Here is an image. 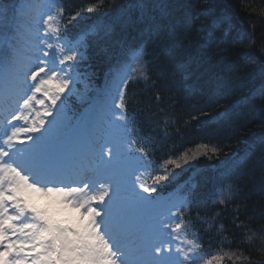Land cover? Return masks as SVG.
Instances as JSON below:
<instances>
[{"label":"snow or ice","instance_id":"obj_1","mask_svg":"<svg viewBox=\"0 0 264 264\" xmlns=\"http://www.w3.org/2000/svg\"><path fill=\"white\" fill-rule=\"evenodd\" d=\"M105 4L92 0L86 12L64 0H13L0 7V264H264V210L256 219L240 207L249 162L256 163L264 193V137L242 153L213 142L240 119V107L264 114V32L259 58L254 51L241 54L249 65L260 60L259 85L239 105L218 111L226 81L217 78L210 102L188 113L209 126L207 136L158 158L160 145L129 114V86L156 87L154 60L169 91L178 86L177 76L186 80L191 54L183 33L199 16L192 15L191 0H133L115 16H87ZM238 8L249 30L228 40L233 16L208 0L200 4V15L210 18L204 47L215 49L229 72L240 67L233 46L254 50L256 29L264 25V0H239ZM177 9L183 15L172 23ZM116 28H137L140 38L118 41L116 62L97 84L84 67L86 52ZM153 41L159 52L150 59ZM162 96L154 93L158 104ZM148 119L167 139L172 115L159 108ZM201 159L204 168L182 177ZM209 202L235 205L230 222L221 212L201 215L197 209Z\"/></svg>","mask_w":264,"mask_h":264},{"label":"trees","instance_id":"obj_2","mask_svg":"<svg viewBox=\"0 0 264 264\" xmlns=\"http://www.w3.org/2000/svg\"><path fill=\"white\" fill-rule=\"evenodd\" d=\"M92 0H75L76 6H86L88 2ZM129 0H106L104 7L97 10L102 13L110 14L114 16L116 12L124 7L125 2ZM217 12L223 10L233 16L236 27L227 36L228 40L236 39L239 35V31L249 30V25L246 16L238 8L239 0H208ZM191 3L195 5L191 9L193 16H199V19L193 22L192 28L186 30L183 35V47H186L191 54V61L188 65V78L181 80L179 76L176 77L179 81L178 86L172 87L168 90L169 82L167 79L161 78L160 63L153 61V79L156 81V87H148L144 84L138 86L134 91V97L141 101V106L145 110L148 116H153L159 110L164 108L166 112L172 115L175 124L174 127L169 129V136L167 139L161 137V144L169 147L170 149L179 151L185 147H188L194 143L204 139L209 131V126H201L192 120L188 115L189 112L194 109L204 106L209 103L210 93L216 89L217 78H223L226 83L219 89L220 103L217 105L218 111L224 109L231 110L234 106L240 104V97L253 86H258L259 80V64L258 59L256 65H249L242 57V53L246 51H254L255 55L260 57V35L264 32V25H260L256 29V47L254 50H249L241 47L240 45L233 46V52L231 57L236 59L240 67L228 71L223 64L219 62V56L215 49H208L204 47L206 44L207 25L210 22V18L200 15V4L203 0H191ZM227 9H225V8ZM223 8V9H222ZM177 15L170 18L172 23H176L182 17L183 10H175ZM180 18V19H179ZM167 25L168 19L161 21ZM203 27H206L205 29ZM139 28H143L140 25ZM130 30H133L132 28ZM139 30V29H138ZM239 30V31H238ZM126 30L116 28L112 36L107 40L115 43L120 40ZM135 34V32H133ZM162 37L166 36V33L161 34ZM159 39V38H158ZM170 43V42H169ZM106 49V48H105ZM149 58H153V54L159 52V46L156 41H153L148 45ZM179 52L180 49H177ZM106 51L103 50L98 53L95 60V67L99 69L106 59ZM164 58L160 57V61ZM171 71V68L168 69ZM238 78V79H237ZM231 81V83H227ZM239 85V87H236ZM229 88L234 90L229 91ZM160 90L163 92L162 100L157 103L154 99V93ZM241 117L232 127H224L220 129L215 136L213 142L219 141L224 147L226 152L230 153H242L253 142H259L261 137H264V126L261 125V121L264 120V114L259 111H252L247 107H240ZM186 122H188L186 124ZM144 125V121H141ZM243 126V127H241ZM212 128H217L216 125H212ZM241 127L239 132H234L233 129ZM259 156V150H257V158ZM207 161L201 159L193 162V167L182 173V177L189 175L195 167L204 168ZM255 170V171H253ZM180 171V170H177ZM259 171L255 161L249 162L247 167L243 170V179L241 180V197L243 203L240 205L241 211L246 212L249 216H254L259 219V213L264 210V193L259 190ZM236 206L233 205L228 208H216L218 212H221V219L225 222H230L233 210ZM200 209L206 211L207 207L204 204L200 206ZM255 259L259 260L258 254L253 251ZM227 264V263H226Z\"/></svg>","mask_w":264,"mask_h":264},{"label":"bare ground","instance_id":"obj_3","mask_svg":"<svg viewBox=\"0 0 264 264\" xmlns=\"http://www.w3.org/2000/svg\"><path fill=\"white\" fill-rule=\"evenodd\" d=\"M225 8V7H224ZM223 9V8H222ZM225 9H227V8H225ZM204 29L206 28V27H203Z\"/></svg>","mask_w":264,"mask_h":264},{"label":"rangeland","instance_id":"obj_4","mask_svg":"<svg viewBox=\"0 0 264 264\" xmlns=\"http://www.w3.org/2000/svg\"><path fill=\"white\" fill-rule=\"evenodd\" d=\"M179 14H181V15H182L183 13H179ZM179 19H180V18H179Z\"/></svg>","mask_w":264,"mask_h":264}]
</instances>
